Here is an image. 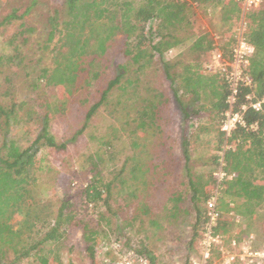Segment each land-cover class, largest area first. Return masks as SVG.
I'll use <instances>...</instances> for the list:
<instances>
[{"label": "rangeland", "instance_id": "obj_1", "mask_svg": "<svg viewBox=\"0 0 264 264\" xmlns=\"http://www.w3.org/2000/svg\"><path fill=\"white\" fill-rule=\"evenodd\" d=\"M63 1L0 0V52L3 49L6 53L13 52L14 47L7 45V40L17 31L19 23L24 21L34 28L32 34H27L29 40L22 48V63L14 62L8 71L11 81L5 76L0 77V91L10 87L15 100L34 103L32 115L37 112L43 115L45 110L40 105L51 102L50 133L58 143H67L65 148L38 144L35 157V197L55 209L63 202L71 204L66 211L67 217L71 218L61 252L55 253L56 245H46L51 252L49 264H55L57 255L67 264H100L99 256L106 251L105 247L113 250L115 243H120L124 250L144 247V254L153 264H191V259L200 253L201 229L197 227L196 230L194 226L198 212L202 215L205 210V202L194 199L190 180L198 186L203 185L205 190L211 189L218 166L214 159L221 151L219 118L214 107L216 98L211 93V88L218 90L221 87V80L206 72L204 66L210 61L213 49L230 47L228 37H222L220 31L230 29L235 36L243 14L231 25H225L219 8L197 6L191 23L177 33L181 44L162 57L156 54L144 57L146 66L139 73V96L154 98L161 92L165 95L163 98L167 97L154 132H148L151 128L140 124L137 108H129V103L125 102L127 97L121 91L113 102L99 107L86 120L90 107L99 99L100 82L92 81V85L81 82L74 87L58 88L40 80L42 70L52 67L55 61L56 54L51 51L55 43H50L48 38L55 25L54 16L62 10ZM13 11L24 15V19L15 24H2L3 17ZM150 27H154V22L147 25L146 34L136 41L134 51L147 47L148 53L151 52L150 45L156 38H151ZM207 31L214 35V48L199 52L192 45ZM217 35L219 40L215 39ZM123 61L121 51L116 48L109 51L104 60L109 75H113L114 66ZM136 67L133 64L130 68L134 79ZM201 71L209 78L203 96L183 87V84L193 85V80L186 82L190 73ZM33 84L39 85L37 91L33 90ZM117 100L120 103L114 106ZM26 109H29L28 105ZM8 129L7 136L0 134V147L4 141H13L24 150L33 143L41 127L38 122H22L14 123ZM95 178L110 183V192H103V200L87 205L84 188ZM23 219L21 216L19 221ZM255 228L257 232L253 237L240 244L264 247V220H258ZM94 229L99 232V237L105 238L97 245L95 257H91L85 235ZM194 233H197L195 237ZM237 234L238 228L231 231L232 236ZM213 253L212 263L217 264L222 252L215 250ZM4 255L6 264L15 258L12 251ZM38 257L39 254L31 253L17 264H42Z\"/></svg>", "mask_w": 264, "mask_h": 264}, {"label": "trees", "instance_id": "obj_2", "mask_svg": "<svg viewBox=\"0 0 264 264\" xmlns=\"http://www.w3.org/2000/svg\"><path fill=\"white\" fill-rule=\"evenodd\" d=\"M203 4L219 8L225 25H231L243 14L246 26L243 37L255 47L248 68L252 83L241 88L238 101L239 105H247L244 112L246 126L238 127L228 139L230 144H235L234 149L224 151L225 170L231 178L224 179V188L218 200L221 215L216 232L223 235L226 242L235 240L240 244L257 232L255 223L264 220V104L261 110L251 106V103L264 98V3L257 9L243 13L242 0H64L62 10L54 16L55 25L48 38L50 43H55L51 50L56 54L55 61L52 67L42 70L40 80H46L47 86L54 85L58 88L69 85L74 87L81 82L87 85H92V81L100 82L102 89L99 99L90 107L86 120H89L99 107L113 102L115 95L121 91L123 96L127 97L125 102L129 103V108H137L140 124L149 126L151 129L148 132H154L153 128L159 116H162L161 108L167 102V97L163 98L165 95L161 92L155 94L154 98L139 96V73L146 66L144 57H153L155 54L162 57L165 52L181 44L177 33L191 23L196 7ZM23 17L24 15L13 11L3 17L2 24H15L16 21L24 19ZM151 22H154V27H150L151 38H156L150 45L151 52L148 53L147 47L134 51L136 41L145 36L147 25ZM33 31L34 28L22 21L17 31L7 40L6 44L13 45L14 48L13 52L6 53L4 49L0 52L1 78L5 76L6 80L11 81L7 76L8 71L13 68L14 62L18 65L22 63V48ZM220 33L222 37H228L227 40L231 44L236 40L234 32L230 29H223ZM192 47L199 52L211 51L214 48V35L207 31L194 41ZM114 48L121 51L124 61L115 65L113 75H109L104 60ZM221 49L230 55L228 46ZM133 64L137 65L133 72L135 79L132 76L133 70L130 69ZM202 71L190 73L186 77V82L193 80V85L183 84L185 89L201 96L206 93L209 80ZM191 76L195 78L191 79ZM216 76L221 80V87L217 88L218 90L211 88V93L216 98L214 107L219 118V143L222 150L225 137L220 126L227 109L228 89L223 79ZM38 86L33 84V90L37 91ZM12 92L10 87L0 91V134L7 136L8 128L12 124L22 122H38L41 129L33 143L24 150L17 147L13 141H4L0 147V264H6L3 261L4 254L10 251L15 254V258L9 264H17L31 253L39 254L38 259L42 264H49L51 261L48 254L51 252L47 250L46 245H56L55 253L61 252L66 226L71 218L67 217L66 211L71 204L63 202L55 209L35 197V157L38 144L65 148L67 143H58L50 133L49 119L53 116L51 102L45 101L40 105V108L42 106L45 110L43 115L39 112L32 115L30 112L35 104L27 100H15ZM247 95L252 99L247 100ZM27 105L29 109H26ZM186 116L189 114L186 113ZM218 157L220 155L214 159L217 165ZM190 183L194 199L206 203L210 197V189L205 190L203 185L198 186L193 179ZM110 186V183L96 178L89 182L84 188L87 205H94L103 200V192L109 193ZM21 216L24 219L19 221ZM236 217L240 220L236 221ZM204 224L205 210L202 215L198 212L194 227L196 230L199 227L202 231ZM235 228H238V234L232 236L231 231ZM196 235L197 233H194V237ZM85 238L91 257H95L96 247L105 237H99V232L94 229L86 232ZM142 248L131 249L144 254L145 249ZM252 248L259 249L256 246ZM45 250L47 253L40 256ZM54 261L55 264H67L59 255Z\"/></svg>", "mask_w": 264, "mask_h": 264}, {"label": "built area", "instance_id": "obj_3", "mask_svg": "<svg viewBox=\"0 0 264 264\" xmlns=\"http://www.w3.org/2000/svg\"><path fill=\"white\" fill-rule=\"evenodd\" d=\"M263 3V0H242L243 13L257 9ZM245 28L244 17L242 16L235 34L236 40L232 44L230 43V55H226L223 49L217 47V50H212L210 61L204 66L206 72L220 76L228 89L226 97L227 109L224 112L220 126L221 131L224 133L225 143L220 151V157H218V166L214 172L210 197L205 203V224L199 241L200 253L197 258L191 259V264H213L215 254L213 252L215 250L222 252L219 253L220 258L217 264H264V247L253 249L250 244H238L235 240L229 243L228 246L225 237L216 232L221 215L218 200L224 188V179L231 178V175H228L225 170L224 151L235 148V144H230L228 139L238 127L246 126L244 112L247 109V105H239L238 101L241 88L252 83L248 68L251 64V57L255 52V47L245 41L243 37ZM215 39L219 40L220 37L217 35ZM246 98L247 100L252 99L250 95H247ZM263 104L264 98L251 103V106L256 110H261ZM239 220L240 218L236 217V221ZM227 246L232 249L228 250ZM112 248L113 250L105 247L106 251L99 256L100 264H153L152 260L145 254L136 253L132 249L124 250L120 243H115Z\"/></svg>", "mask_w": 264, "mask_h": 264}]
</instances>
